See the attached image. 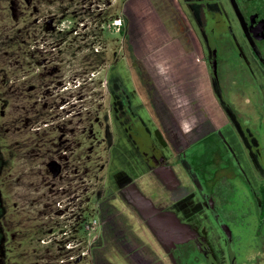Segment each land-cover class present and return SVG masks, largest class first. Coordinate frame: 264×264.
I'll use <instances>...</instances> for the list:
<instances>
[{
	"label": "rangeland",
	"instance_id": "rangeland-1",
	"mask_svg": "<svg viewBox=\"0 0 264 264\" xmlns=\"http://www.w3.org/2000/svg\"><path fill=\"white\" fill-rule=\"evenodd\" d=\"M251 6L264 9L262 0ZM185 35L188 46L180 50ZM255 50L236 0H0V150L12 152L0 174V264H170L146 216L127 204L129 192H118L110 176L119 168L131 180L153 173L126 141L111 148L109 114L110 95L121 89L151 127L147 70L137 74L147 56L163 68L174 64L178 92L195 99L215 127L186 150L187 170L221 137L257 191L264 126L247 108L256 88L264 93V56L258 49L253 61ZM218 63L236 72L231 89L219 88ZM67 132L75 134L63 139ZM72 139L79 144L65 143ZM152 177L146 178L154 183ZM233 183L234 203L225 209L235 210L236 222L226 220L224 228L197 207L198 195L171 209L215 258L193 249L184 264H218L216 249L234 264H264V222L243 207L241 178ZM151 185L137 187L148 193Z\"/></svg>",
	"mask_w": 264,
	"mask_h": 264
},
{
	"label": "flooded vegetation",
	"instance_id": "flooded-vegetation-1",
	"mask_svg": "<svg viewBox=\"0 0 264 264\" xmlns=\"http://www.w3.org/2000/svg\"><path fill=\"white\" fill-rule=\"evenodd\" d=\"M236 1L247 24L249 36L255 44L256 50L253 52L252 57L253 61H256L258 60V49L264 56V9L253 10L251 3L254 0H244L243 3L240 0ZM262 1L264 6V0ZM178 29H176V32L180 31ZM182 29L184 30V28ZM262 45L263 48L261 49ZM186 46H188V41L185 35L181 40L179 49L186 48ZM185 48L182 52L187 57ZM149 57L147 56L146 59L140 61L146 66H140L137 69V74L140 76L144 70H147L144 76L149 80V83L145 80L143 83L147 86L151 101L150 106L153 114L148 110L146 111L147 117L152 122L151 127L148 128L142 120L134 115L135 113L130 108L126 95L121 92V89L110 95L111 111L109 110V114L111 128L112 130L115 129L113 130L115 143L111 148H118L121 139L126 141L132 151L136 153L134 157L144 161L148 166V170L153 173H146L141 177L137 176L135 180H131L119 168L116 175L110 171V176L118 187V192H129V196L125 198L127 204L130 203L135 206L139 212L141 210L146 216L145 221L149 227L148 229L154 235L155 243L163 249L169 258L170 264H184V260L189 258L193 249L203 252L207 257L206 259L213 263L215 258L210 248L205 245L206 242L180 224L171 209L183 206L193 196L198 195L197 207L205 210L207 208L223 228L226 220H232L235 223V210L232 208L227 210L225 206L234 203V201H230L235 191L233 180L236 176H239L247 187V193L242 195L241 199L243 207L251 208V212L254 213L257 220L260 223L264 222V152L258 154L260 160L255 159L257 164L254 170L256 172L255 176L262 182L257 191L253 188L254 180L251 182L250 179L241 174L227 144L221 137L214 141L217 146L212 143L205 146L198 154L199 157L195 159L197 163L195 162L192 170L188 171L183 165L186 150L194 144L203 142L208 136L215 133V127L195 99H190L188 95L182 96L178 92L173 82V79L177 78L174 74V64L170 65L169 62H165L163 68L158 62L150 63L148 61ZM184 66L186 65L184 64ZM220 66V63L216 65L215 78H217L218 86L220 89H231L236 72L222 70ZM244 66L246 65L244 64ZM244 69L247 73L246 67ZM219 73L223 76L219 77ZM149 74H152V82L148 78ZM182 78L184 79L183 75ZM150 85L152 88H150ZM241 95L248 94L242 93ZM252 95H249V97H252L255 103L248 105L247 110L254 112L257 116V122L264 126V93H260L256 88ZM258 101L260 104H258ZM238 116H240L239 113ZM241 119L243 123L249 121L248 117H242ZM118 128L119 130H117ZM62 134L63 139H71L75 133ZM70 142L79 144L78 141H73V139L72 141L65 140V143ZM122 150L121 153L125 155L122 159L125 160L127 154L124 149ZM56 169H58L59 176L62 172L61 166L56 167ZM7 170L4 171L0 166V174L7 172ZM194 173L196 176H194ZM151 175H153L154 183L151 182L150 178H146ZM138 181L143 185L152 184L151 189L147 190L148 193H145L146 190L137 187ZM208 182H211L210 186L203 189L204 184ZM155 191H158V193L156 194ZM148 197L150 200H148ZM151 218H158L155 223L158 228L162 224L168 227L170 223L175 228H180V230L173 229L171 231L169 228L168 232L166 231L167 234L162 236L156 231L157 228H153L150 223ZM215 251L216 256L219 258L218 264H234L231 256H227L226 250L216 249Z\"/></svg>",
	"mask_w": 264,
	"mask_h": 264
},
{
	"label": "trees",
	"instance_id": "trees-1",
	"mask_svg": "<svg viewBox=\"0 0 264 264\" xmlns=\"http://www.w3.org/2000/svg\"><path fill=\"white\" fill-rule=\"evenodd\" d=\"M120 20L124 23L121 35H124V29H125V22L126 19L123 16H120ZM264 103V100H263ZM11 159H12V152L8 151V152H2V150H0V166L2 167V169H4V171H6V169H8V166L11 164ZM0 235H2L0 233ZM2 256V253H0V257Z\"/></svg>",
	"mask_w": 264,
	"mask_h": 264
},
{
	"label": "water",
	"instance_id": "water-1",
	"mask_svg": "<svg viewBox=\"0 0 264 264\" xmlns=\"http://www.w3.org/2000/svg\"><path fill=\"white\" fill-rule=\"evenodd\" d=\"M158 221V218H151V220H150V223L152 224V226H153V228L154 229H158V230H156L160 235H162V236H164V235H166L167 233H166V231L168 232V229L170 228L171 229V231L173 230V229H177V228H175L173 225H171L167 220H165L166 222H168L169 223V226L168 227H166V226H163V224L158 228L157 227V224H155L156 222ZM164 223V222H163ZM177 227V226H176ZM177 230H180V228L179 229H177Z\"/></svg>",
	"mask_w": 264,
	"mask_h": 264
}]
</instances>
